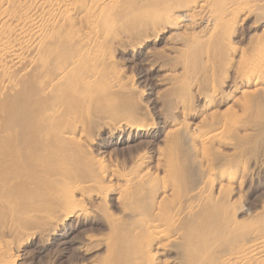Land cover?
Returning a JSON list of instances; mask_svg holds the SVG:
<instances>
[{"label":"rangeland","instance_id":"rangeland-1","mask_svg":"<svg viewBox=\"0 0 264 264\" xmlns=\"http://www.w3.org/2000/svg\"><path fill=\"white\" fill-rule=\"evenodd\" d=\"M218 1L225 4L222 6L224 12L219 14L220 16L212 14V8L210 10L207 8L202 13L196 12L195 21L188 23L187 18L185 21L180 19L173 28L163 31L156 26L158 32L152 26L150 18L137 15L138 17L134 19L136 16H130L132 22L133 19L136 20L132 23L128 17L117 15L119 6L114 7V3L113 6L111 4L114 7L112 12L116 16L115 24L118 27L113 28L114 24L105 32L103 30L102 33L106 35H101V38L104 37L108 42L97 45L98 47L92 49L84 58L89 74L94 79L93 93L94 90L98 95L103 92L104 97L110 95L106 98L111 99L115 106L117 102L114 101L117 100L118 106L120 104L123 108L133 107L135 111L132 116L128 113L130 117L123 112L119 114L121 119L117 114L113 116L112 111L117 109L111 102V105L104 104L105 101L103 103L104 97L101 95L103 93L100 94L102 98L95 93L94 97L99 98V101L98 98H95V101L97 100V104L99 102L104 106H112L106 108L109 113L105 108V110L101 108L104 107L102 104L100 107V104L96 103H94L96 112L95 106L90 107L92 111L90 108L79 111L80 117L78 116L79 119L75 121L78 131L74 135L77 142L67 146L69 150L67 154H70L71 160L69 165H64L67 173L75 174V181H78V184L72 187L74 190L78 189L70 190L72 195L74 193V199L79 207L76 206L77 211H74V215L71 214L72 210L70 213L67 208L63 211L65 207H59L60 210L56 208L49 216L43 206H47L46 202L38 198L45 192L39 189L40 194L37 193L38 188L35 190L34 186L28 190L32 192L33 201L30 200V192L27 191L25 194L29 195L23 194L19 199L15 198L16 203L13 200L12 205L10 202L12 199L9 202L0 200L2 202H0L2 204L0 206L2 257L0 258L3 259H0V264L5 262L8 264H109L112 262L111 239H109L112 227L119 224L123 217V206L118 201L119 192L123 189L132 191L134 185L132 181L140 174L149 173L156 184L159 180L163 183L165 181L163 177L167 175L165 170L169 169L171 159H178L188 168L187 165H191L192 159H201L206 155L219 160L215 167V169L218 167L217 172L224 173L226 170L225 173L230 174V166H234L231 169L232 173L233 169L238 167L234 172L237 189H232L234 192L231 189H225L228 192L224 191L225 195L230 196L229 200L227 196L225 197L227 202L231 200L230 212L235 215L236 221L243 230L252 227L264 235V96H262L264 92L257 93L258 97L261 95L263 98L257 100V96L254 97L257 95L253 92L254 88L248 87L247 83L244 80L240 81V76H237L240 75V65L247 69L252 63L257 41L261 42L259 38L261 39L264 31V18L261 16L264 12V4L258 0ZM228 8L231 10L225 11ZM209 12L212 18H208ZM75 17L77 28L87 30L88 21L84 20V13ZM125 18L129 22L125 21ZM213 18L218 20L214 22ZM144 23L148 24V27L152 26V29L144 27ZM136 24L139 26L136 27ZM136 28L140 32L136 31ZM132 29L135 30L133 33ZM148 30H153V33ZM138 33L144 37L137 35ZM9 40V44H16L14 39ZM30 59L25 58L20 65L14 66L8 73H0V138L7 141L10 139L20 151L32 155L33 151L27 148L30 144L27 145L23 140L20 128L6 127L11 104L23 103L22 99L27 96L30 100L27 103L29 107H24L25 110L20 111L18 116L30 120L33 127L27 135L28 140L38 135L40 145L45 143L48 137L50 122L45 121L47 114L44 109L47 108L50 95L45 93L43 79L39 78V69L31 65ZM236 82L237 85L234 86ZM98 89L101 91L99 92ZM85 111L90 114H86ZM111 116L115 121H112ZM92 118L94 119L91 120ZM118 122H122L119 123L120 127L117 126ZM130 124L133 126L131 127ZM137 128L144 130L137 131ZM181 130H186L193 138L189 142L183 139L180 135ZM191 140L196 142L192 143L196 144V148L191 146ZM203 140L208 142L202 145ZM84 165H90L95 170L101 168L97 171L102 172L104 169L107 170V172L103 171L105 173L109 171V174H115L112 179H105L106 194L102 195L103 192L100 193L88 182ZM202 168L206 169L204 166ZM192 169H189L190 172ZM245 169L247 171H244ZM192 173L187 175L189 186L193 185L196 178L191 176ZM79 182L84 183L80 185ZM161 183L158 185H162ZM210 186L212 187V183ZM213 188V192L216 193L218 187L213 186ZM24 196H27L26 202ZM231 196L234 198L232 199ZM38 200L40 205L37 204ZM5 204L7 207H4ZM28 205H32V209L33 205L37 206L34 207L39 209L37 213L44 208L37 214L33 213L34 209L26 210V207L30 208ZM2 206L5 209H1ZM20 209L22 212H19ZM14 211L20 213L19 217L17 214L14 215ZM66 212L72 216L69 215L68 218ZM40 213L48 216L51 221H47ZM52 213H56L55 216L57 215L58 218L54 217V214L51 215ZM35 214L40 216L35 217ZM31 216H34L37 222L34 219L33 221L24 219ZM44 221L47 223L45 224ZM49 224H52L54 229H51ZM40 226L43 227L39 228ZM248 244L250 241L240 243L238 247L233 248L239 253L240 258L246 256L244 249ZM231 252H219L215 258L217 261L222 260ZM165 254L156 255L162 264H180L174 252Z\"/></svg>","mask_w":264,"mask_h":264},{"label":"bare ground","instance_id":"bare-ground-1","mask_svg":"<svg viewBox=\"0 0 264 264\" xmlns=\"http://www.w3.org/2000/svg\"><path fill=\"white\" fill-rule=\"evenodd\" d=\"M258 1L264 4V0ZM113 3L114 7H116L115 5L119 6L117 7V15L128 17V19H130V16H136L134 17L135 19L138 17L137 15H144V17H148V19L150 18L152 20V26L155 27V30L157 26L162 31L171 27L173 28L180 19V21H185L187 18L189 20L188 23L193 20L195 21V15L198 12L202 13L206 11L207 8L209 10L210 8L213 9L212 14L221 15L224 12L222 6H225L224 3H220L218 0H0V73H8V71H11L14 66L20 65L25 58H31V65L39 69V78L43 79L45 93H49L50 95L47 108L44 109L47 114L45 121L50 122V129L45 143L43 142L40 145L38 144V135H35L28 140L27 135L30 134L32 127L30 120L21 119L18 116L20 111L25 110L23 109L24 107H29L27 103H29L30 100L27 96L22 99L23 103H12L9 107L6 127L12 129L20 128L19 130L23 140L27 145L28 143L30 144V147L28 145L27 148L33 152L32 155H30L29 153L20 151L19 148H16L13 145L10 139L7 141L0 138V200H8L9 202V200L12 199V201H10L12 205L15 198L19 199V197H22L26 191L28 192V190L34 186L35 190L38 188L37 193L40 192L39 189L41 192H45H43L44 194L39 193L40 195L37 194V196L39 195L38 198H40V201L46 202L45 204H47V206L43 205V203H41V205L45 206L47 210L46 213H48L49 216L53 210L59 207H65L63 208V211H66L67 208V211L70 210V213L72 210V215H74V211H77L75 210L77 201L74 199V193L72 195L70 190L74 185L78 184V181H75L76 175L69 172L67 173V168L64 167L65 164L69 165L71 160L70 154H67L69 151L67 150V146L69 144L73 145L74 142H77V138L75 139L74 135L75 132L78 131V126H76L75 121L79 119V111L87 110L90 107L95 106L94 111L96 112V101H99L101 95L104 97L105 94L103 92H101L103 94L99 93L101 91L100 89H98L99 95L95 90L93 93L94 79L91 78L89 74L84 57L92 49L98 47L97 45L105 41V43L108 42L104 37L101 38V35L105 36L106 34L104 35L103 33L106 29L108 30L109 27L112 28L115 24L116 16H114V12H112V9H114V7H112ZM116 10L115 12H117ZM229 10H231V8H228L225 11ZM81 13H84V20L88 21L87 30L77 28V18L75 16H78ZM209 14H211V12H209L208 15ZM261 16L264 18V12H262ZM140 17L139 19L142 18ZM208 18L212 17L209 15ZM134 19L133 21L135 22L136 20ZM217 20H214V22ZM125 21H127V19ZM129 21L132 22L131 19ZM149 23H151V21ZM123 24H125V22ZM138 24H136V27ZM147 25L144 23V27L146 26L148 29L151 27L152 29V26L148 27ZM115 26L116 24L113 28ZM135 30L138 31L137 28ZM153 30L148 31H152L151 33H153ZM134 31L132 29V33ZM138 32H140V30ZM141 33H138L137 35H142ZM127 34L129 35V33ZM130 35L134 36V34ZM263 35L264 31L262 36ZM262 36L261 39L259 38L261 42L259 43V41H257L258 43L254 49V53L252 52V63L248 65L247 69L244 68L245 66L240 65L239 68L244 71L240 70V73L238 72L240 75H237L240 76V81L244 80L248 87L251 86L254 88L253 92L255 94H262V92H264V37ZM142 37L144 36L142 35ZM10 38L12 40L14 39L16 44H9ZM129 44H131L130 41ZM241 63L244 65L243 61ZM236 85L237 82L234 86ZM95 93L99 98L94 97L96 96L94 95ZM258 95L259 94L254 95V97L257 96V100L258 98L263 99L262 96H264V93L262 96L260 95L258 97ZM109 96L110 95L105 96L102 99L103 103L105 101L104 104L106 105H111V103L114 105L111 99L106 98ZM95 98L98 99L95 101ZM102 101L100 100V102ZM114 102H117L118 104L117 100ZM261 102H263V100ZM103 103L101 104L103 105ZM99 104L100 103L98 102L97 105ZM117 104L116 106L114 105L117 110L114 109L112 112L113 116L114 114H117L120 119L121 116L119 114L121 112H123V114L127 113V116L130 117L135 111L133 107L123 108L120 104L119 106ZM106 105H103L104 107L101 108L106 109L107 107H112ZM40 108L41 106H39V109ZM99 109L100 108H98V110ZM88 111L85 112L89 115L90 113H88ZM107 111H105L106 114ZM101 112L103 111L101 110ZM123 114L121 115L123 116ZM113 116H111L112 121H115L113 120ZM93 119L94 118L91 120ZM119 123L120 122L117 123V126H119ZM53 124L55 125L53 126ZM132 126L133 125H131V127ZM135 126L136 125L134 124V127ZM143 130L144 128H137V131ZM180 135L188 142L193 138H191L186 130H183ZM192 141L193 140H191V144L195 142ZM203 141L202 145H205L203 143L208 142V140L206 142ZM198 144L200 145L201 143ZM194 145L192 144L191 146L196 148V144ZM206 148L207 147L205 146V149ZM218 161L219 160H215L206 155L201 159H192L190 161L191 165H187V168L186 166L184 167L178 159H171L169 162V169L165 170V174L167 175H165L166 177H163L165 181L162 177L161 181L164 182L161 183L160 180L158 181L162 185L159 186V183L156 184L153 180L154 178H152L151 175L149 176V173L147 172L148 174H140L132 181L134 183L132 191H129L131 189L121 190L119 192L118 201L123 206V217L119 224L112 227L111 238H109L111 239L110 247L112 257L110 260L112 259V262H109V264H162V261L160 262L156 255L160 254V256H163V254L169 252H174L175 257L180 264L263 263L264 235L259 233V230L252 227L243 230L240 223L236 221V218L234 217L235 215H232L233 213L230 212L229 202L231 200L227 202V198H225L227 196L225 193L228 192L225 189H231V191H233L232 189H237V183L235 181L236 173L234 172L237 171L238 167H235L236 169H233L234 171L232 173L231 169L234 166H230V174H226V170L224 171L222 169L221 170L224 171V173L221 171L217 172L218 170L216 169L218 167L216 169L215 167L217 165L216 162ZM203 166L206 167L207 170L202 168ZM84 168L86 172L85 175L88 177L87 179L89 181L86 180L91 183L95 189L97 188L96 190L103 192L102 195H104L106 192L104 190H106L105 187L107 186L105 179H112L115 177V174H109V171L108 173H105L103 171L107 172V170L104 169L102 172L97 171L101 170V168L95 170L90 165H84ZM190 168H193L191 176L196 177L192 186H189L187 181V175H190L191 173L189 170ZM244 171H247V169ZM81 179L84 180V178H80V180ZM79 183L81 185V183L84 182ZM211 183L212 187L210 186ZM213 186L218 187L216 193L213 192ZM89 187L92 188L91 186ZM91 190L95 192L93 188ZM29 192L30 195H25L31 196L32 192ZM24 197V201L26 202L27 196ZM32 198L34 199V197L31 196L30 200ZM21 199L22 198H20V201ZM33 199L31 201H33ZM37 204L40 205V202ZM1 205L2 204H0V206ZM35 205H33L35 211L33 213H37V210H39L34 208L38 206ZM28 206L30 208L26 207V210H33L31 208L32 205ZM4 207H7L6 204ZM4 207L2 206L1 209ZM43 208L40 209L43 211ZM20 210L19 212H22V209ZM58 210H60V208ZM19 212L18 214H20ZM39 212L37 214H39ZM25 213L29 214V212L26 211ZM43 213H45V211ZM43 213H40L41 216ZM56 213H52L51 215L54 214L53 216L56 217ZM15 214L17 213L15 212L14 215ZM37 214H35V217L40 216H37ZM66 214L69 218L70 214L67 212ZM23 215L20 216L24 217ZM35 217L31 216V218L24 219L32 220ZM44 217H41V219ZM47 217V221H51L48 219L49 217ZM65 217L67 219V216ZM52 220H54V218ZM58 226L60 227V225ZM42 227L40 226L39 228ZM46 227L48 228L47 225ZM52 228L53 227L51 226V229ZM246 241H250V244L244 249L246 256L240 258L239 253L233 248L238 247L240 243ZM222 251H226L227 253L230 251L232 252L228 256L222 258V260L217 261L215 256ZM0 256L2 257V255ZM0 259L3 260L2 258ZM5 264H8V262H5Z\"/></svg>","mask_w":264,"mask_h":264}]
</instances>
